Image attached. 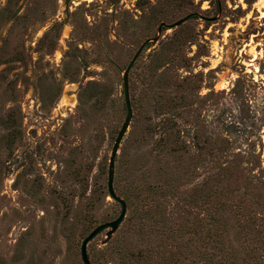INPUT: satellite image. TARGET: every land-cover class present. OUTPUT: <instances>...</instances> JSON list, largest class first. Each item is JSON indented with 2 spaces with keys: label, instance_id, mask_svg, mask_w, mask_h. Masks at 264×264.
<instances>
[{
  "label": "rangeland",
  "instance_id": "rangeland-1",
  "mask_svg": "<svg viewBox=\"0 0 264 264\" xmlns=\"http://www.w3.org/2000/svg\"><path fill=\"white\" fill-rule=\"evenodd\" d=\"M148 41L126 218L91 263L264 264V0H27L0 41V264H83L119 217Z\"/></svg>",
  "mask_w": 264,
  "mask_h": 264
},
{
  "label": "water",
  "instance_id": "water-1",
  "mask_svg": "<svg viewBox=\"0 0 264 264\" xmlns=\"http://www.w3.org/2000/svg\"><path fill=\"white\" fill-rule=\"evenodd\" d=\"M218 1V0H217ZM27 0H23L21 5L18 7V9L13 13V15L10 17V19L7 21V23L4 25L2 31L0 32V41L3 38L4 32L6 28L13 22V20L18 16V14L22 11L26 4ZM193 15H189L185 17L184 19H181L177 23L171 25V26H165L170 29H174L177 27L182 26L186 22H188L190 19H192ZM164 27V25L161 26V28ZM161 31V30H160ZM159 41V37L153 40V43H157ZM149 43L146 42L144 43L137 54L134 56L132 61L130 62L128 68L126 69V73L124 75L123 79V90H124V101H125V107H126V118L125 121L120 129V132L117 135V138L114 142L112 152H111V157L109 160V167H108V181H107V192L109 197L116 202L117 204L120 205L121 207V213L117 219L111 222H107L105 224H102L98 226L96 229L92 231L90 235H88L82 242L81 248H80V255H81V260L83 264H92L90 261V258L88 256V246L89 244L96 239L99 235L106 233V240L104 241V244H107L114 234L118 231L122 223L124 222L127 214V204L126 202L121 199L120 197L117 196L115 188H114V182H115V165H116V159L119 153L120 146L124 140L125 135L128 132V129L130 127V124L133 119V108H132V103H131V97H130V86H129V77L128 74L130 73L131 69L139 59L140 55L144 51L145 47Z\"/></svg>",
  "mask_w": 264,
  "mask_h": 264
},
{
  "label": "trees",
  "instance_id": "trees-1",
  "mask_svg": "<svg viewBox=\"0 0 264 264\" xmlns=\"http://www.w3.org/2000/svg\"><path fill=\"white\" fill-rule=\"evenodd\" d=\"M193 17H194V15H193ZM193 17H192V18H193Z\"/></svg>",
  "mask_w": 264,
  "mask_h": 264
}]
</instances>
